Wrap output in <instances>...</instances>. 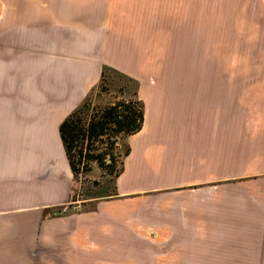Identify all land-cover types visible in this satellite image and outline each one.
Wrapping results in <instances>:
<instances>
[{
	"label": "crops",
	"instance_id": "1",
	"mask_svg": "<svg viewBox=\"0 0 264 264\" xmlns=\"http://www.w3.org/2000/svg\"><path fill=\"white\" fill-rule=\"evenodd\" d=\"M214 5L14 0L0 21V264H264V69L197 76L212 72L192 41ZM103 68L132 80L144 122L112 192L73 202L58 127ZM14 106L42 123L6 122Z\"/></svg>",
	"mask_w": 264,
	"mask_h": 264
},
{
	"label": "rangeland",
	"instance_id": "2",
	"mask_svg": "<svg viewBox=\"0 0 264 264\" xmlns=\"http://www.w3.org/2000/svg\"><path fill=\"white\" fill-rule=\"evenodd\" d=\"M4 5L7 6L8 12L12 11V14H4V8L2 9ZM13 8L14 0H0V21L7 23L12 21ZM211 13L214 23L197 25V39L192 41L195 43L192 53L197 71L212 72H197V76L214 77L218 74L213 71H227L228 73L223 76L230 81L233 80L231 77H240L235 71L252 72V70L264 69V0H215L214 10H205L204 16H211ZM99 85L105 91L97 88L92 90L89 102L93 105L105 106L115 100L134 98L135 84L116 72H107L104 81ZM12 109L11 117H7L6 122L42 123L39 121L41 114L34 113L31 115L32 119L30 117L25 120L21 113L16 111V106ZM4 119L3 116L1 122ZM125 142L121 143L120 152H123ZM113 181L114 179L109 176H102V172L93 165L90 173L75 180L72 201L80 202L91 197L110 194Z\"/></svg>",
	"mask_w": 264,
	"mask_h": 264
},
{
	"label": "trees",
	"instance_id": "3",
	"mask_svg": "<svg viewBox=\"0 0 264 264\" xmlns=\"http://www.w3.org/2000/svg\"><path fill=\"white\" fill-rule=\"evenodd\" d=\"M107 72L115 71L103 68L99 83L104 81ZM99 83L95 88L105 91ZM91 92L60 123V141L74 181L90 173L93 165L102 172V176L115 180L122 172V161L130 152L126 144L120 152L121 143L138 134L142 128L143 104L134 92L132 99L96 106L89 102Z\"/></svg>",
	"mask_w": 264,
	"mask_h": 264
}]
</instances>
